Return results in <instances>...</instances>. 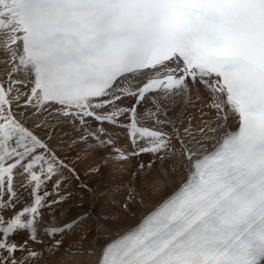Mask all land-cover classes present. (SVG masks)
<instances>
[{
    "label": "snow or ice",
    "instance_id": "obj_1",
    "mask_svg": "<svg viewBox=\"0 0 264 264\" xmlns=\"http://www.w3.org/2000/svg\"><path fill=\"white\" fill-rule=\"evenodd\" d=\"M92 256L264 264V0H0V264Z\"/></svg>",
    "mask_w": 264,
    "mask_h": 264
},
{
    "label": "bare ground",
    "instance_id": "obj_2",
    "mask_svg": "<svg viewBox=\"0 0 264 264\" xmlns=\"http://www.w3.org/2000/svg\"><path fill=\"white\" fill-rule=\"evenodd\" d=\"M204 112L206 113V115H204L203 116V119L204 120H212L213 118H214V116H215V113H214V111L212 110V109H210V108H205L204 109ZM186 115H191L192 117H193V119H192V124H193V130H195L197 127H199L200 126V121H201V113L200 112H198L195 108H189L188 110H187V112H186ZM232 127L234 128L235 127V125H232ZM219 135H220V133L218 132L217 134H216V138H218L219 137ZM117 178H115V179H113V178H110L109 177V175H108V173L107 172H103L102 174H100L99 176H95L93 179H92V181H90V182H92V183H97V184H102L103 183V181L105 180V181H107L106 183L108 184L107 186H102V185H98L99 187H101L100 188V193H101V195H103L104 197H109V195L111 196V199H113V200H115V201H119V200H121V199H123V192H117L116 190H115V185L116 184H118V183H123L125 180H123L122 179V176H121V178L119 179L118 177L119 176H116ZM108 178V179H107ZM176 178H178V177H176ZM105 181H104V183H105ZM102 182V183H101ZM100 193L98 192V194L100 195ZM100 195V196H101ZM100 196H98V198H97V203H99L101 206L99 207L102 211H109V210H111V208L113 207V204L112 203H110V204H108V206H104V205H102L103 203H101L102 201H103V199H104V197H103V199H99V198H101ZM105 198V200H107L108 201V199H106ZM110 199V198H109ZM108 203V202H107ZM105 204V203H104ZM106 205V204H105ZM98 208V207H97ZM128 224H131V223H133L134 221L133 220H131V219H129L128 221ZM95 259H96V257L95 256H92V257H90L89 259H88V264H92V262L93 261H95Z\"/></svg>",
    "mask_w": 264,
    "mask_h": 264
},
{
    "label": "rangeland",
    "instance_id": "obj_3",
    "mask_svg": "<svg viewBox=\"0 0 264 264\" xmlns=\"http://www.w3.org/2000/svg\"><path fill=\"white\" fill-rule=\"evenodd\" d=\"M109 177H110V178H113L112 176H109ZM115 178H117V177H114L113 179H115ZM118 178L120 179L121 176H119ZM178 178H179V177H178ZM107 179H108V178H107ZM122 179H123V180H127V176H122ZM104 181H105V180H104ZM104 181H103V183L101 182L102 184H100V183L97 184V183H92V182H91L92 185H93V187L97 189V193H98V192L100 193L99 190H100V188H101V187H99L98 185H102V186H103V185H104V186H107V185H108V184L106 183L107 181H105V183H104ZM100 195H101V193H100ZM100 195L98 194V196H100ZM102 196H103V195L100 196V197H101V198H99L100 200L103 199L104 196H103V197H102ZM105 198H106V197H104L103 201L101 200V201H102L101 203H103V202L105 201L104 203H105L106 205H105L104 203H103L102 205H104V206L106 207V206H108V204H110V203H109V198H111V196L109 195V197L106 198V199H108V201L105 200ZM107 202H108V203H107ZM94 206H95V208H96L97 210H101V209L99 208V207L101 206L99 203L96 202V204H95ZM97 207H98V208H97ZM133 223H135V221H134ZM133 223H131V224H133Z\"/></svg>",
    "mask_w": 264,
    "mask_h": 264
},
{
    "label": "flooded vegetation",
    "instance_id": "obj_4",
    "mask_svg": "<svg viewBox=\"0 0 264 264\" xmlns=\"http://www.w3.org/2000/svg\"><path fill=\"white\" fill-rule=\"evenodd\" d=\"M177 182L179 181V178H176Z\"/></svg>",
    "mask_w": 264,
    "mask_h": 264
}]
</instances>
